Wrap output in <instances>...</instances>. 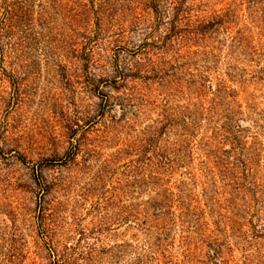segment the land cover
I'll use <instances>...</instances> for the list:
<instances>
[{
  "label": "rangeland",
  "instance_id": "rangeland-1",
  "mask_svg": "<svg viewBox=\"0 0 264 264\" xmlns=\"http://www.w3.org/2000/svg\"><path fill=\"white\" fill-rule=\"evenodd\" d=\"M174 1L18 0L0 264H264V0Z\"/></svg>",
  "mask_w": 264,
  "mask_h": 264
},
{
  "label": "trees",
  "instance_id": "trees-1",
  "mask_svg": "<svg viewBox=\"0 0 264 264\" xmlns=\"http://www.w3.org/2000/svg\"><path fill=\"white\" fill-rule=\"evenodd\" d=\"M157 3L160 0H155ZM176 13L181 9L182 0H175ZM29 17V8L27 6H21L18 0H0V61L2 63L6 62V52H5V41L10 42L12 38L11 31L14 29V23H24ZM219 16L215 15L211 20L201 23V25L196 29L199 34H207L211 32L214 28L218 27L220 23ZM196 33V32H195ZM8 45H6L7 47ZM170 124H166L169 126ZM78 145V144H77ZM40 189L44 191V186L40 185ZM50 253L55 256L56 251L54 248L49 249Z\"/></svg>",
  "mask_w": 264,
  "mask_h": 264
}]
</instances>
